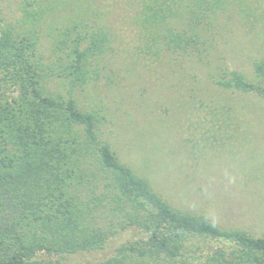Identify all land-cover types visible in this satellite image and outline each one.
Masks as SVG:
<instances>
[{
    "label": "trees",
    "instance_id": "16d2710c",
    "mask_svg": "<svg viewBox=\"0 0 264 264\" xmlns=\"http://www.w3.org/2000/svg\"><path fill=\"white\" fill-rule=\"evenodd\" d=\"M0 0V264H264V234L177 208L104 138L79 91L100 76L109 31L79 0ZM77 3L71 16L66 5ZM147 51L210 55L230 0H141ZM83 5V6H82ZM60 13V15L58 14ZM155 49V50H154ZM216 83L264 99V55ZM129 238L107 259L74 262Z\"/></svg>",
    "mask_w": 264,
    "mask_h": 264
},
{
    "label": "rangeland",
    "instance_id": "374dc122",
    "mask_svg": "<svg viewBox=\"0 0 264 264\" xmlns=\"http://www.w3.org/2000/svg\"><path fill=\"white\" fill-rule=\"evenodd\" d=\"M78 2L99 13L111 38L80 103L101 109L103 136L119 157L175 207L264 234V99L215 81L222 67L250 75L264 55V0H230L203 58L147 51L135 19L141 0ZM75 6L63 12L71 16ZM3 7L11 14L16 4ZM129 238L123 232L105 249L70 259H107Z\"/></svg>",
    "mask_w": 264,
    "mask_h": 264
}]
</instances>
